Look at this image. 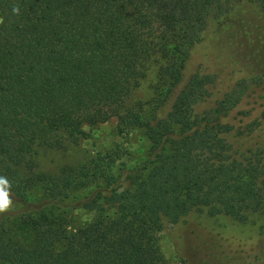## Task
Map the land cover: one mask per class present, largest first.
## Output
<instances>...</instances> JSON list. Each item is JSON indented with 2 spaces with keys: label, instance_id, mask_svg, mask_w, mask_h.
Segmentation results:
<instances>
[{
  "label": "trees",
  "instance_id": "16d2710c",
  "mask_svg": "<svg viewBox=\"0 0 264 264\" xmlns=\"http://www.w3.org/2000/svg\"><path fill=\"white\" fill-rule=\"evenodd\" d=\"M0 20V264H167L157 232L196 213L264 228L263 119L228 120L264 72L189 71L213 26L264 69V0H0ZM112 119L142 154L76 157Z\"/></svg>",
  "mask_w": 264,
  "mask_h": 264
},
{
  "label": "rangeland",
  "instance_id": "374dc122",
  "mask_svg": "<svg viewBox=\"0 0 264 264\" xmlns=\"http://www.w3.org/2000/svg\"><path fill=\"white\" fill-rule=\"evenodd\" d=\"M256 22L258 25H263L261 19ZM246 28L250 31L256 30V25L253 22L250 23L248 19ZM224 30L213 26L208 31L205 42L195 50L189 71L212 62L216 66L211 63L212 67H206L224 73L225 78L230 81L243 76L256 80L254 76L261 75L264 69L257 66V69L261 70L256 71L255 68L254 71L248 67L247 54L242 55L240 59L239 45L235 43L230 30ZM259 66L263 65L259 63ZM152 79L150 75L137 90L136 98L144 100L149 98L151 93L149 83ZM258 81V86L248 92L242 103L231 112L229 122L234 123L235 117L245 116L242 119L246 124H251L254 119L260 118L263 119L262 126H264V79L259 76ZM117 124V120L112 119L96 128L92 132V137L82 142L76 157L80 159L85 152H101L113 147L116 143L124 145L127 142L132 144L130 146L136 155L142 154V143L140 144L135 137L128 140L119 136ZM84 130L89 132L88 127ZM259 135L258 139L264 142V129L259 131ZM14 188L15 184H12V189ZM91 218L92 215L87 213H75L72 216V225L79 227L88 223ZM157 237L167 264H205L204 262L207 264H264V228L260 219L240 223L226 216L209 218L196 213L189 220L170 222L165 229L157 232Z\"/></svg>",
  "mask_w": 264,
  "mask_h": 264
},
{
  "label": "clouds",
  "instance_id": "9594fccd",
  "mask_svg": "<svg viewBox=\"0 0 264 264\" xmlns=\"http://www.w3.org/2000/svg\"><path fill=\"white\" fill-rule=\"evenodd\" d=\"M11 11L13 14L19 15V6L13 5ZM11 189L12 184L10 180L4 175H0V216L11 213L14 209V201L12 199Z\"/></svg>",
  "mask_w": 264,
  "mask_h": 264
}]
</instances>
